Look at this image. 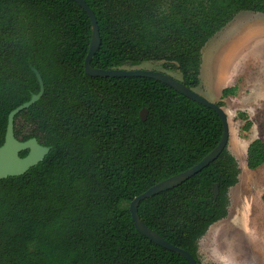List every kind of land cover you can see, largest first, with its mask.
<instances>
[{
  "label": "trees",
  "instance_id": "obj_1",
  "mask_svg": "<svg viewBox=\"0 0 264 264\" xmlns=\"http://www.w3.org/2000/svg\"><path fill=\"white\" fill-rule=\"evenodd\" d=\"M85 1L100 33L93 66L157 62L151 69L176 71L193 89L205 42L241 10L264 13V0ZM90 38L91 20L76 0H0V144L9 111L40 88L35 67L44 91L14 116V133L50 146L24 173L0 178V264H190L137 230L129 202L208 153L221 118L155 78L85 73ZM235 90L225 86L221 95ZM237 116L248 130V114ZM263 162L256 137L246 164ZM239 171L226 146L178 185L141 199L139 216L202 264L198 240L226 216Z\"/></svg>",
  "mask_w": 264,
  "mask_h": 264
},
{
  "label": "rangeland",
  "instance_id": "obj_2",
  "mask_svg": "<svg viewBox=\"0 0 264 264\" xmlns=\"http://www.w3.org/2000/svg\"><path fill=\"white\" fill-rule=\"evenodd\" d=\"M249 12V13H247ZM148 61L139 67L153 68ZM179 77L176 71L171 72ZM235 85V94L222 97L221 89ZM196 92L211 101L223 100L228 114L227 147L239 166L238 181L229 188L227 214L212 223L198 240L202 264H264V162L249 168L248 143L264 140V14L249 10L236 13L201 49ZM245 111L252 121L241 130Z\"/></svg>",
  "mask_w": 264,
  "mask_h": 264
},
{
  "label": "water",
  "instance_id": "obj_3",
  "mask_svg": "<svg viewBox=\"0 0 264 264\" xmlns=\"http://www.w3.org/2000/svg\"><path fill=\"white\" fill-rule=\"evenodd\" d=\"M87 12L91 20V38L87 53L84 57V71L90 75L98 76H128V75H141L160 80L182 94L192 98L193 100L205 104L215 110L221 118L223 124V132L221 134L218 143L206 153L198 162L186 168L178 173L170 175L154 184L149 186L143 192L135 195L129 202V210L131 212V218L137 230L148 237L150 240L157 244H160L168 249H171L182 256H184L190 264H200L196 261L195 257L186 249L176 246L170 243L168 240L163 238L157 231L146 225L140 218L138 213L139 201L145 197L156 194L167 188H171L178 185L191 175L206 166L210 161L215 159L224 147L228 144L229 138V123L228 114L223 106L218 105L216 102L208 100L193 88L188 87L177 77L166 73L162 70L134 67V68H99L91 64V59L94 56L100 44V33L97 24L96 16L93 10L90 8L85 0H76ZM38 78L40 88L38 92L33 93L28 100L23 101L19 105L11 109L7 116V125L4 134V140L0 144V178L7 177L10 175H19L24 173L29 167L35 165L41 161L45 154L49 151L50 146L40 143L35 136L27 139H20L15 136L14 133V116L23 108L28 107L30 104L38 100L43 91L44 83L41 74L35 67H32ZM141 118H145L147 115V109L142 108L140 110ZM27 150L25 154L21 155L20 152ZM218 193V187L216 184L213 185V195L216 197Z\"/></svg>",
  "mask_w": 264,
  "mask_h": 264
},
{
  "label": "crops",
  "instance_id": "obj_4",
  "mask_svg": "<svg viewBox=\"0 0 264 264\" xmlns=\"http://www.w3.org/2000/svg\"><path fill=\"white\" fill-rule=\"evenodd\" d=\"M241 11H242V10H241ZM249 11H252V10H249ZM254 12H259V11H254ZM237 13H238V12H237ZM247 13H249V12H247ZM261 13H262V12H261ZM263 14H264V13H263ZM235 15H236V14H235ZM235 15H234V16H235ZM233 18H234V17H233ZM233 18H232V19H233Z\"/></svg>",
  "mask_w": 264,
  "mask_h": 264
}]
</instances>
